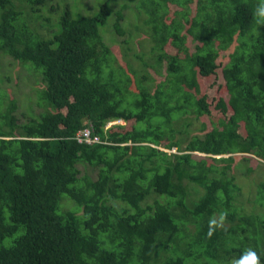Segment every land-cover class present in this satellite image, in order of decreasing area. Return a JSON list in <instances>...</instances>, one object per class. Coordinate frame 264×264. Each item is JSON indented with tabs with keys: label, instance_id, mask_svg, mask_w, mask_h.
Returning a JSON list of instances; mask_svg holds the SVG:
<instances>
[{
	"label": "trees",
	"instance_id": "trees-1",
	"mask_svg": "<svg viewBox=\"0 0 264 264\" xmlns=\"http://www.w3.org/2000/svg\"><path fill=\"white\" fill-rule=\"evenodd\" d=\"M177 1L83 15V0H0V54L37 86L22 117L0 98V264H233L247 249L264 264L262 0ZM127 9L163 80L143 56L112 67L105 29L124 36ZM219 71L227 98L208 123L201 80ZM87 127L100 142L77 141ZM255 175L260 211L241 199Z\"/></svg>",
	"mask_w": 264,
	"mask_h": 264
},
{
	"label": "rangeland",
	"instance_id": "rangeland-1",
	"mask_svg": "<svg viewBox=\"0 0 264 264\" xmlns=\"http://www.w3.org/2000/svg\"><path fill=\"white\" fill-rule=\"evenodd\" d=\"M104 0H83L85 6H83V15H94V13L98 10L100 2ZM134 2V3H133ZM136 0H113V9L114 12L119 11L121 7L124 4H128L131 6L134 11L136 10ZM176 3L183 5L184 0H178ZM192 5V6H191ZM191 5L188 6H182L183 8L188 11L189 14L194 13L195 9V3L192 2ZM192 7V8H191ZM131 9L125 10L124 14L126 16L125 21L123 22L124 28L127 31V33L124 36H120L114 28L109 26L108 28L105 29L104 37L105 41L107 44L112 48L113 54L116 58V61L114 64L112 63V67L117 69L119 71V67L124 66L126 61L130 60L133 62V64L137 67H141L142 62L139 59H136L135 56H143V58L146 61H151L152 59V65L151 67H148L146 72H148L154 77H158V80H163L165 78V68L166 64L163 66H160L159 64L156 63L155 59H153V49H152V41H147V39L144 37L143 38V43L139 44L140 39H137L138 36L131 37V32H134L137 34V31L134 30V24L137 22L136 17H134V13L132 12ZM171 17H174L175 11L181 9L179 5H171ZM193 15V14H192ZM114 16V15H113ZM114 23V17L111 19V24ZM141 23V22H140ZM185 32V28L183 29ZM185 35V34H184ZM187 44H186V49L189 52H195L197 49V46L201 44L200 40L196 37L192 36H187L186 35ZM128 40V43H125V41ZM126 48H129L130 50H127ZM126 50V51H125ZM129 55L127 58V54ZM170 53L176 54L178 50L176 48H173L169 50ZM230 51H226L223 57H227ZM29 74L27 73L26 69L24 67H19L18 64L15 63L13 64V60L8 57V56H1L0 54V98H8L10 96H15L17 100H19L20 103V113L21 117L22 114L24 113L26 108H29L30 105H34L35 103V90L37 86L34 84L35 80L30 79ZM11 78V80H9ZM41 77L37 79L36 84L41 82ZM201 85L202 86V93H208L209 94V102L212 104L210 107V115H204L203 119L207 121L208 123H211V119L215 118L216 116L218 117L219 115L222 116L220 113V110L218 108L217 101L221 99V97L227 98V93L226 89L224 86V82L221 77V71H219L216 75L209 76L207 78H204L201 80ZM36 86V87H35ZM133 88V87H132ZM223 98V99H224ZM34 101V102H33ZM35 113H39V108L35 105L34 106ZM115 125H127L124 121H115L111 122L108 128L114 127ZM196 127H199V124L196 125ZM175 151V150H174ZM201 156V155H200ZM253 181V183H252ZM245 183L244 187V197L242 196V201H244L247 209L249 210H257L260 211L259 205H256L255 202L253 201L255 199V195H257L258 192V176L255 175L251 179H244L243 181ZM257 182V184L255 183ZM73 206L75 207V203H73Z\"/></svg>",
	"mask_w": 264,
	"mask_h": 264
},
{
	"label": "clouds",
	"instance_id": "clouds-1",
	"mask_svg": "<svg viewBox=\"0 0 264 264\" xmlns=\"http://www.w3.org/2000/svg\"><path fill=\"white\" fill-rule=\"evenodd\" d=\"M256 16L258 17L257 23H264V0L256 8ZM226 218V213L220 214V221L222 222ZM217 226L216 218L210 220L209 237L212 235V231ZM233 264H260V257L253 249H247L242 255L240 260L234 261Z\"/></svg>",
	"mask_w": 264,
	"mask_h": 264
},
{
	"label": "built area",
	"instance_id": "built-area-1",
	"mask_svg": "<svg viewBox=\"0 0 264 264\" xmlns=\"http://www.w3.org/2000/svg\"><path fill=\"white\" fill-rule=\"evenodd\" d=\"M77 141L82 144H94L100 142L98 136L93 135L92 127H87L80 131L76 137Z\"/></svg>",
	"mask_w": 264,
	"mask_h": 264
}]
</instances>
